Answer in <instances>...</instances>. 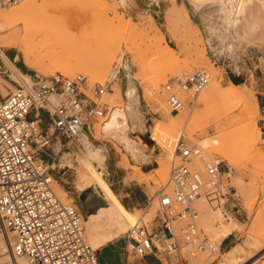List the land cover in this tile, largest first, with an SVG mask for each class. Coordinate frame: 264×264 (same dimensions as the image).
<instances>
[{
	"label": "rangeland",
	"instance_id": "374dc122",
	"mask_svg": "<svg viewBox=\"0 0 264 264\" xmlns=\"http://www.w3.org/2000/svg\"><path fill=\"white\" fill-rule=\"evenodd\" d=\"M54 1L55 17L66 25L58 41L66 44L71 43L74 35L72 31L73 28H71L70 25L72 19L75 18L72 14L79 15L80 10L78 12L79 6L77 7V5H80V9L81 3L77 4L78 2L76 3L75 0ZM82 4L83 6L85 5V3ZM86 5L87 6H84L85 9L83 8L84 12H82L84 16H80V19H84V17L87 18L86 20L88 22L84 20L89 23L90 26L96 28V34H94L93 37V41L95 42V49L93 52L97 55L98 59L103 62L101 75L104 73H109L110 75L111 72H114L116 76L115 78L109 77L102 83L98 79H95L90 72L85 70L76 73L72 79L77 78L79 74L85 75L86 80L82 84V89L91 97H94L92 91L97 83L108 87L105 94L109 92L113 93V83H116V85L121 86L123 95L127 97L129 84L134 82L139 91V107L149 126V130L141 131L131 127L129 135L133 141L142 137V147L145 148L148 153H151L152 160L155 159L154 163L150 164V167H154L153 170L140 177L142 180L132 179L133 172H131V170L133 171L137 162H130L123 158L120 152L125 150H123V148L117 149L114 142L103 143L95 140L93 136L90 140L100 145V147L104 149L103 152L106 155L103 163L105 178L110 185L113 181L117 182L121 175H123V172L117 167V164H121L126 168L125 170L128 175L127 180L145 182L149 185L151 193L156 192L163 186L168 185L169 182V180L164 181L158 176L156 171L161 165L160 162L156 160L162 157L165 158L167 152L172 148L176 151L178 140L184 136L191 142L202 147L208 158L218 156L224 160V168L228 173H231V177L229 174L227 175L228 177L225 179L222 186L221 195L218 193L220 198L217 202V206L222 202L221 208L225 214L224 218L234 215L241 222V231H236L231 235L233 243L229 248L234 243L244 242L247 239V234L250 233L254 238H257L260 243L259 246H253L252 249L248 250L251 256L247 261L250 262V264H264V169L257 163V149L255 151L250 149L249 140L246 135L239 136L235 150V156L238 158V161L236 160V164H230L222 154L211 151V148L206 149L200 144L201 141L206 138L215 136V133H222V131L216 128L213 122L214 118L223 116L222 112L224 109H213L211 105L210 109L206 111V117L211 118V126L207 128L206 133H202L201 130L190 131L187 122L178 127L177 130H174L170 129L169 122L166 121L160 113L155 111V100L154 98L149 100L148 96L151 89L155 87V84L159 83L161 85V92H159V94H164L167 98L168 93L164 85L167 84L170 77L177 72L201 69L207 72L210 79L211 67H217V71H219V73L221 72L222 75L221 84L223 86L228 87L230 81H234L240 84L242 89H249L257 98L260 106L257 123L261 129L262 141H264V8L261 7V4H258L255 8L250 5L244 8V15L242 17L245 19L244 26L247 30L243 35L239 36L238 44L235 45L232 51L228 52L227 48L224 51H220V40L210 36V25L194 11L188 0H110L109 5L111 8L108 10L110 13H107L108 11L103 10L96 4L90 3ZM74 6L77 7V9L74 8ZM186 7H188L193 20L197 22L201 28L202 37L204 39L203 43L206 48V56H202L200 52L204 46L202 42H200L201 44L198 50L196 47L194 48L199 36L189 31L188 24L185 20H178L174 17L177 11H185ZM73 9H76L78 14L76 12L74 13ZM41 12L42 10L40 9L39 13ZM154 24H156L157 30L152 29ZM19 26L21 27L22 24H19ZM6 29V25L0 21V36L2 35L1 32L6 31ZM23 35L24 31L22 29H17L16 34L12 37L14 47H4L5 51L13 59V62L21 67L25 76L34 84H37L41 78L51 79L55 76V73L45 75L33 69L31 64L27 65L25 63L22 53L16 47L26 44ZM230 35L235 36L236 32L233 31ZM224 41L226 43L225 45H227L228 39ZM165 45L175 51V59L170 60L165 58V52L161 49V47H165ZM14 59H16L17 62ZM7 75L8 74L0 76V90L5 96L10 90L15 91L20 87V82L14 79L11 72H9L8 76ZM63 75L67 76L65 74ZM201 91L193 95H182L183 99H185V105L182 109L187 110L191 116L195 114V102ZM102 101L111 105V101L106 96H103ZM125 103H127L126 100ZM240 109L241 108L236 109V113H238ZM173 111L175 112L176 110ZM38 113L39 110L35 109L32 115L37 116ZM100 127L99 123L95 125V136ZM79 148L84 150L85 147L81 144ZM237 153L240 157H237ZM119 156L122 161H117ZM257 158L259 157L257 156ZM173 161L171 169L173 168L172 166L178 163V158ZM198 166L202 167V163L198 162ZM62 167L65 166L62 165ZM67 171L73 178L72 187L70 189L71 192H67L68 190L66 191L62 187L65 190V193L62 194L55 189L64 199L75 201V197H79L80 195L85 196L86 192L94 191L91 186L84 191H79L76 187L78 178L76 171L74 168ZM53 173L57 175V173H62V170L59 168L58 171H54ZM234 178H241L245 181L249 188V195L247 197L236 194L238 189L235 185ZM223 197H226L227 200H224ZM198 201L199 200L195 201L194 207L197 209L199 215L197 218L199 228L206 236L219 245L223 239H220V237H217V235L213 234L211 231L205 230L206 228L203 226ZM131 211L133 214H139L135 224H145L149 229H152L158 224V218L160 216L159 197L156 196L147 207L143 209H133ZM108 214H110V217H108ZM85 215L84 222L86 223L88 231H90V229L93 230L97 216L100 215V218H104L106 232L97 234L96 230H93L94 232L90 233L92 242L97 248L98 255H100L102 251L109 250L119 262L124 263L127 260V254L124 249L126 233L132 226L126 229L122 228L120 216L113 205L107 201H104L100 207L95 206L94 209L87 212ZM148 215L153 216L154 220L152 222L147 221L146 218ZM225 220H227V218ZM227 249H221V252L217 254H212L209 250L199 252L196 256H190V264H210L217 256L227 262L224 256V251ZM129 257L131 260L138 262L137 256L131 254ZM183 257L187 258V255L183 254ZM153 258L157 260L156 257ZM162 259L166 264H182L183 262L182 257L175 253L166 254ZM157 262L160 261L157 260Z\"/></svg>",
	"mask_w": 264,
	"mask_h": 264
},
{
	"label": "built area",
	"instance_id": "2783aa9c",
	"mask_svg": "<svg viewBox=\"0 0 264 264\" xmlns=\"http://www.w3.org/2000/svg\"><path fill=\"white\" fill-rule=\"evenodd\" d=\"M21 1L0 0V8ZM85 80L83 74L72 79L58 73L40 79L30 90L20 86L0 101V264H7L2 261L4 244L9 254L24 257L27 264H100L97 248L86 237L85 213L53 185L61 157L52 148L55 140L63 138L61 152H74L84 130H95L97 123L103 126L115 108L102 101L107 86L97 83L91 97L82 89ZM208 83L204 70L177 72L164 85L169 106L179 112L185 105L182 95L197 94ZM34 109L48 111L52 119L47 126L41 124V114L32 116ZM176 153L178 163L168 185L156 191L158 224L149 229L137 223L128 229L124 264H138L131 254L144 258L175 253L182 257V264H190V256L199 252H221V243L199 228L194 203L214 193L221 195L228 177L225 162L218 156L208 158L202 147L184 136L177 142ZM210 264L226 261L217 256Z\"/></svg>",
	"mask_w": 264,
	"mask_h": 264
},
{
	"label": "bare ground",
	"instance_id": "6f19581e",
	"mask_svg": "<svg viewBox=\"0 0 264 264\" xmlns=\"http://www.w3.org/2000/svg\"><path fill=\"white\" fill-rule=\"evenodd\" d=\"M75 1L76 3L78 2L77 4L81 3L82 9H79L80 5H77V7L79 6L78 12L80 10L81 15L80 13L79 15L72 14L75 18L72 19L70 26L73 28L74 37L72 42L68 44L58 41L66 25L55 17L54 0H22L18 4L0 8V21L7 27L6 31L1 32L2 35L0 36V57L9 66L14 79L20 82L21 87L30 90L36 84L25 76L22 69L10 59L4 49V47H14L12 37L16 34L17 29L24 31L23 39L26 41V44L16 47L22 53L25 63L27 65L31 64V67L36 71L45 75L54 73L56 75L60 73L73 78L79 71L87 70L95 79H98L102 83L109 77L115 78L116 75L114 72H111L110 75L109 73L101 75L103 62L93 52L95 49L93 37L96 34V28L87 23V18L84 17L87 22L83 18L80 19L84 16L82 12H84V6H87L86 4H96L103 10L108 11L111 8L109 5L110 0ZM188 1L194 11L210 25V36L220 40V51H224L227 48L228 52L232 51L235 45L238 44L239 36L243 35L247 30L244 26L245 19L242 17L244 15V8L247 5L255 8L260 4V0ZM82 3H85V5L83 6ZM241 4L244 6L241 7ZM77 7L74 6L76 9ZM40 9L42 10L41 13H39ZM76 9H73V12L78 14ZM107 13L110 12L108 11ZM174 17L178 20H185L188 24L189 31L199 36L194 48L196 47L198 50L201 44L200 42H202L204 46L200 52L202 56H206L201 28L191 17L188 7H186L185 11H177ZM82 20L85 22L83 23ZM19 24H22V26L20 27ZM152 29L157 30L156 24L153 25ZM233 31L236 32L235 36L230 35ZM225 39H228L227 45H225ZM165 47H161L163 52H165V58L170 60L175 59V51L169 48L170 46L166 47V49ZM210 71L211 78L197 98L195 102L196 111L192 116L184 109H181L179 112H174L169 106L168 99L165 95L159 94L161 92V85L159 83L155 84V87L148 94L149 100L154 98L156 105L155 111L160 113L169 122L170 129L174 130H177L178 127L187 122L190 131L201 130L202 133H206L207 128L211 126V118L206 117V111L210 109L211 105L213 109H224L222 112L223 116L214 118L213 122L216 128L222 131V133L217 132L218 135L217 133H215V136L210 135L211 137L203 141L200 140V144L206 149L211 148V151L222 154L230 164H236L238 158L235 156V150L238 137L246 135L249 140L250 149L254 151L257 149L256 160L258 165H261V168L264 169V141H262L261 129L257 123L260 112L257 98L249 89H242L240 84L234 81H230L228 87L223 86L221 84L222 75L221 72L219 73L217 71V67H211ZM112 90L113 93L109 92L104 96L111 101V106L115 108L109 120L99 128L95 140L103 143L114 142L117 149L123 148L125 151L120 152L123 158L130 162H137L133 169L132 179L142 180L140 177L145 174L142 169V164L152 160V155L142 147V137L133 141L129 135L131 127L141 131L149 130V126L139 107V91L134 82L129 84L127 97L123 95L121 86L116 85V83H113ZM51 99L54 101L56 99L55 95ZM125 100L127 103H125ZM238 108L241 109L236 113V109ZM82 143L85 147L84 150L77 146L74 152L65 151L62 153V165L74 168L76 171L78 176L76 187L79 191L86 190V188L91 186L97 195L113 205L120 216L122 228L126 229L127 227L133 226L137 222L139 214H133L125 206L105 178L103 163L106 155L103 152L104 149L86 136L83 137ZM60 147L61 145L59 144L56 148L59 149ZM237 157L240 156L238 155ZM176 158L177 153L172 148L167 152L165 158L162 157L156 160L161 165L157 168L156 172L162 180H169L171 165ZM228 174L229 176L231 175L230 172ZM234 182L238 189L236 194L247 197L249 195V188L245 181L241 178H234ZM53 185L54 189L62 194L65 193V190L55 178H53ZM219 198V194L214 193L213 195L198 199V202L203 226L206 228L205 230L211 231L217 237H220V239H224L236 231H241V222L234 215L226 217L227 220H225V214L221 208L223 203L221 202L217 206ZM223 198L227 200L226 197ZM146 219L148 222L154 220L152 215H148ZM94 225L97 234L106 232L105 223L102 218L97 217ZM85 233L89 243L95 247L86 223ZM259 243L257 238H254L252 234L248 233L247 239L244 242L234 243L224 251V256L227 259L226 264H250L247 261L251 256L248 250L252 249L253 246H259ZM4 249L3 262L7 264H27L24 257L15 258L9 254L10 248L7 249L5 244Z\"/></svg>",
	"mask_w": 264,
	"mask_h": 264
},
{
	"label": "crops",
	"instance_id": "0c3cea01",
	"mask_svg": "<svg viewBox=\"0 0 264 264\" xmlns=\"http://www.w3.org/2000/svg\"><path fill=\"white\" fill-rule=\"evenodd\" d=\"M10 59L13 61V59L11 57H10ZM14 60L17 62L16 59H14ZM9 72H11L9 66L0 57V76L6 75V74L9 75ZM10 91H12V90H10ZM4 96L5 95H3L2 91L0 90V101L2 100V98ZM39 114L42 115L41 124L43 126H47L48 123L52 119L50 114L48 113V111L46 109H41L39 111L38 115ZM37 116H34V117H37ZM84 136L88 137L89 139H92L93 136L95 137V130L92 127H90V129H85L83 132V135L79 139V145L83 144L82 142H83ZM59 144L61 145V147L59 149H57L56 147ZM54 145H55V148H54ZM62 146H63V138H57L55 140V142L52 144V148L55 149V152H57V153L60 152V154H62L65 151H68V150H64L61 152ZM117 161H122L120 156H119ZM154 161H155V159L152 161H149V162H144L142 164V169H143L144 173H149L150 171L153 170L154 167H150V164L154 163ZM120 165L117 164V167H119L120 171L123 172V175H121L120 179H118L117 182L113 181L111 183L113 190L120 197V199L125 204V206L127 208H129L130 210L143 209V208L147 207L156 197V192L151 193V189H150L149 185L146 184L145 182H140L138 180H127L128 175H127L126 170H125L126 168H125V166H122V165L120 166ZM65 167H66V169H65ZM65 167H62L61 157H60L55 171H58L60 168L62 170V173H57V175H55V178L66 191L68 190L67 192H71L70 189L72 187L73 178H72V175L70 173H68V171H67L71 168L68 166H65ZM124 172H125V174H124ZM131 172H133V171L131 170ZM120 185H121V187H120ZM85 200H86V198L84 195H80L79 197H75V201L77 202L78 206L83 210V212L85 214H87V211L85 210V207L83 205V201H85ZM93 204L96 205V202L94 200H93ZM97 217H101V216L99 215ZM108 217H110V214H108ZM106 219H108V218H106ZM95 221H96V219H95ZM93 230H96L95 225L93 227ZM93 230L90 229V231H88L89 234L94 232ZM231 235H229L223 239V241L221 242V249H227L233 243ZM90 237H91V235H90ZM98 256H99L100 264H124L125 263V262L124 263L119 262L115 258L114 254L109 250L102 251L101 254ZM165 256L149 255V256L144 257V258H138V262H140L138 264H166L162 259V257H165ZM153 257H156V259L160 262H157V260H155V258H153ZM142 261H144V262H142Z\"/></svg>",
	"mask_w": 264,
	"mask_h": 264
},
{
	"label": "water",
	"instance_id": "95a60500",
	"mask_svg": "<svg viewBox=\"0 0 264 264\" xmlns=\"http://www.w3.org/2000/svg\"><path fill=\"white\" fill-rule=\"evenodd\" d=\"M89 194L91 195V198L96 202V205L93 204V205L89 206L85 201H83V205H84L85 210H86L87 212H89V211H91L92 209H94L95 206H96V207H100V206L102 205V203L104 202V199H103L101 196L97 195L96 192L91 191V192H89ZM82 198H83V197H82Z\"/></svg>",
	"mask_w": 264,
	"mask_h": 264
},
{
	"label": "flooded vegetation",
	"instance_id": "af4514ba",
	"mask_svg": "<svg viewBox=\"0 0 264 264\" xmlns=\"http://www.w3.org/2000/svg\"><path fill=\"white\" fill-rule=\"evenodd\" d=\"M88 195H90V194H89V191L86 192V195H85L86 200H85V202H86L89 206H91V205H93V199L91 198V195H90V196H88Z\"/></svg>",
	"mask_w": 264,
	"mask_h": 264
},
{
	"label": "snow or ice",
	"instance_id": "6c2138e0",
	"mask_svg": "<svg viewBox=\"0 0 264 264\" xmlns=\"http://www.w3.org/2000/svg\"><path fill=\"white\" fill-rule=\"evenodd\" d=\"M260 4H261V7L264 8V0H260ZM240 6L243 7L244 5L241 4Z\"/></svg>",
	"mask_w": 264,
	"mask_h": 264
}]
</instances>
